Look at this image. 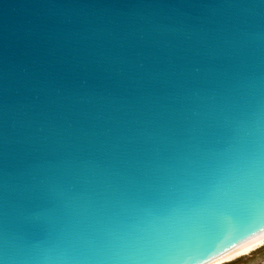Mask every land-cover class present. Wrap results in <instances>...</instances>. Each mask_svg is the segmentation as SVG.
<instances>
[{"label": "water", "instance_id": "water-1", "mask_svg": "<svg viewBox=\"0 0 264 264\" xmlns=\"http://www.w3.org/2000/svg\"><path fill=\"white\" fill-rule=\"evenodd\" d=\"M264 230V0H0V264H197Z\"/></svg>", "mask_w": 264, "mask_h": 264}, {"label": "clouds", "instance_id": "clouds-1", "mask_svg": "<svg viewBox=\"0 0 264 264\" xmlns=\"http://www.w3.org/2000/svg\"><path fill=\"white\" fill-rule=\"evenodd\" d=\"M262 241H264V230L242 240L230 250L211 260L209 264H264V243ZM253 253L255 256L252 255ZM227 257L230 259H226ZM244 257L250 258L242 259Z\"/></svg>", "mask_w": 264, "mask_h": 264}, {"label": "bare ground", "instance_id": "bare-ground-1", "mask_svg": "<svg viewBox=\"0 0 264 264\" xmlns=\"http://www.w3.org/2000/svg\"><path fill=\"white\" fill-rule=\"evenodd\" d=\"M263 242H264V241H262V243H263ZM237 244H238V243H237ZM237 244H235V245H237ZM235 245H233V246H231V247H229V248H227V249H225V250H223V251H221V252H219V253H217V254H215V255H213V256H211V257H209V258H207V259H205V260H203V261H201V262H199V263H197V264H209V262H210L211 260H213V259L217 258L218 256L222 255L225 251L230 250V249L233 248ZM253 247H254V245H253ZM245 251H247V249H245ZM226 259H230V257H227Z\"/></svg>", "mask_w": 264, "mask_h": 264}, {"label": "rangeland", "instance_id": "rangeland-1", "mask_svg": "<svg viewBox=\"0 0 264 264\" xmlns=\"http://www.w3.org/2000/svg\"><path fill=\"white\" fill-rule=\"evenodd\" d=\"M264 243V242H263ZM253 256H255V253H253L252 254ZM250 257H244V258H242V259H245V260H247V259H249Z\"/></svg>", "mask_w": 264, "mask_h": 264}]
</instances>
